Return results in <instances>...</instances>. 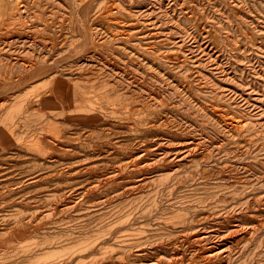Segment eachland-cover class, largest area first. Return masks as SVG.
<instances>
[{"label": "rangeland", "instance_id": "1", "mask_svg": "<svg viewBox=\"0 0 264 264\" xmlns=\"http://www.w3.org/2000/svg\"><path fill=\"white\" fill-rule=\"evenodd\" d=\"M1 154L0 264H264V0H0Z\"/></svg>", "mask_w": 264, "mask_h": 264}, {"label": "bare ground", "instance_id": "2", "mask_svg": "<svg viewBox=\"0 0 264 264\" xmlns=\"http://www.w3.org/2000/svg\"><path fill=\"white\" fill-rule=\"evenodd\" d=\"M14 8V7H13ZM16 8H17V6H16ZM12 9V8H11ZM27 9V6L25 7V6H22L21 5V8L20 9H18L17 8V11L16 12H20V16H21V13L23 12V11H25ZM13 10H16V9H13ZM13 10H12V12H13ZM15 12V11H14ZM13 12V14H15ZM50 12V11H49ZM17 15V14H16ZM24 15V14H23ZM74 15V14H73ZM20 22V21H19ZM70 22V21H69ZM15 23V22H14ZM55 23H57L58 24V26L62 29V30H64L65 28H67V23H66V25L64 26V27H61L62 26V22L61 21H57V22H55ZM32 24V23H31ZM34 26V25H33ZM84 26V25H83ZM29 27H30V25H29ZM60 29V30H61ZM37 31V30H36ZM56 33H58V31L56 32ZM65 33V32H64ZM30 36V35H29ZM28 36V37H29ZM60 36H63V35H60ZM25 37V36H24ZM53 39V38H52ZM67 40V39H66ZM87 40V39H86ZM59 41V40H58ZM61 41V40H60ZM22 43V42H21ZM54 43H55V41H54ZM86 43V42H85ZM62 44V43H61ZM66 44V43H65ZM37 45H38V43H37ZM48 46V45H47ZM42 48V47H41ZM51 48V47H50ZM48 52V51H47ZM43 56H44V54H43ZM11 58V57H10ZM9 58V59H10ZM12 61V60H11ZM21 62V61H20ZM26 64H28V63H26ZM56 64V63H55ZM43 65H44V63H43ZM47 65V64H46ZM50 65V64H49ZM56 65H58V64H56ZM45 66V65H44ZM54 66V65H53ZM28 69V68H27ZM23 71V70H22ZM54 77V76H53ZM57 77V76H56ZM56 80H58V79H52V81H56ZM59 81H56V83H55V86H56V84L58 83ZM97 82V81H96ZM64 83V82H63ZM92 83H93V81H92ZM77 84V83H76ZM95 84L96 83H94L93 85L95 86ZM99 84V83H98ZM52 93H54L53 91H52ZM51 93V94H52ZM143 93V92H142ZM54 95V94H53ZM146 96V95H145ZM160 96V95H159ZM155 97V96H154ZM61 101V100H60ZM58 102V101H57ZM55 103V102H54ZM13 104V103H12ZM60 104V103H59ZM120 112V111H119ZM143 113H144V111H143ZM174 113V112H173ZM209 113V112H208ZM142 115V114H141ZM136 116H138V115H136ZM135 116V117H136ZM171 116V115H170ZM172 118V117H171ZM144 119L146 120L147 118H145L144 117ZM162 119V118H161ZM173 119V118H172ZM151 120V119H150ZM139 122V121H138ZM145 122V121H144ZM147 122V121H146ZM156 122V121H155ZM132 123H133V121H132ZM190 123V122H189ZM139 124V123H138ZM138 124H136L137 126H139ZM191 124H192V122H191ZM141 125H143V124H141ZM140 125V126H141ZM135 126V125H134ZM143 127V126H142ZM145 128V127H144ZM155 128V127H154ZM157 128V127H156ZM94 129V128H93ZM96 129V128H95ZM130 129V128H129ZM153 129V128H152ZM163 129V128H162ZM229 129V128H228ZM92 130V129H91ZM137 130V129H136ZM141 130V129H140ZM173 130V129H172ZM175 130V129H174ZM230 130V129H229ZM95 131V130H94ZM147 131V130H146ZM152 131V130H151ZM159 131V130H158ZM89 132H90V129H89ZM92 132V131H91ZM136 132V131H135ZM137 132H140V131H137ZM148 132V131H147ZM105 133H107V132H105ZM133 133V132H132ZM104 134V133H103ZM134 134V133H133ZM142 133H140L139 135H141ZM147 134V133H146ZM149 134H151V132L149 133ZM148 134V135H149ZM135 135V134H134ZM143 135V134H142ZM152 135V134H151ZM94 136V135H93ZM236 136V135H235ZM110 137V136H109ZM83 138V137H82ZM90 138V137H89ZM147 138H149V137H147ZM85 139V138H84ZM106 139V138H105ZM130 139V138H129ZM109 140V139H108ZM125 140V139H124ZM123 140V141H124ZM128 140V139H127ZM132 140H133V138H131V142H132ZM148 140V139H147ZM150 140H152L151 138H150ZM158 140V139H157ZM86 141V140H85ZM120 141V140H119ZM122 142V141H121ZM140 142V141H139ZM149 142V141H148ZM78 143V142H77ZM88 143V142H87ZM147 143V142H146ZM151 143V142H150ZM163 143V142H162ZM196 143V142H195ZM20 144V143H19ZM145 144V143H144ZM144 144H142L143 146H144ZM178 144V143H177ZM15 145H17V144H15ZM87 145V144H86ZM129 145V144H128ZM170 145V144H169ZM189 145V144H188ZM207 145V144H206ZM89 146V145H88ZM119 146V145H118ZM118 146H116L117 148H118ZM131 146V145H130ZM134 146V145H133ZM177 147V146H176ZM182 147V146H181ZM219 147V146H218ZM121 148H123V147H121ZM111 149V148H110ZM190 149V148H189ZM208 149V148H207ZM88 150V149H87ZM87 150H86V152H87ZM90 150V149H89ZM120 150V149H119ZM124 151H126V150H124ZM128 151V150H127ZM178 151V150H177ZM2 152V151H1ZM146 152H148L149 153V151H146ZM197 152V151H196ZM96 153V152H95ZM143 153V152H142ZM9 154V153H8ZM145 154V153H144ZM195 155V154H194ZM0 156H2V154L0 155ZM8 156V155H7ZM173 156V155H172ZM193 156V155H192ZM183 157V156H182ZM143 158V157H142ZM187 158V157H186ZM218 158V157H217ZM127 159V158H126ZM181 159V158H180ZM119 160V159H118ZM128 160V159H127ZM1 161V160H0ZM80 161V160H79ZM117 161V160H116ZM121 162H123V161H121ZM133 162V161H132ZM152 162V161H151ZM2 163V162H1ZM0 163V164H1ZM124 163V162H123ZM137 163V162H136ZM119 165V164H118ZM123 165V164H122ZM125 165H126V163H125ZM145 165V164H144ZM208 165V164H207ZM224 165V164H223ZM236 165V164H235ZM179 166V165H178ZM49 167V166H48ZM125 168V167H124ZM141 168V167H140ZM139 168V169H140ZM120 169H122V167L120 168ZM127 169V168H126ZM129 169V168H128ZM131 169H133V168H131ZM138 169V168H137ZM134 170V169H133ZM136 170V169H135ZM134 170V171H135ZM141 170H143V169H141ZM128 171H130V169L128 170ZM159 171V170H158ZM1 172V171H0ZM8 172H10V171H8ZM132 172V171H131ZM243 172V171H242ZM163 173V172H162ZM240 173V172H239ZM10 174V173H9ZM157 174V173H156ZM164 174V173H163ZM1 175V174H0ZM96 175V174H95ZM165 175V174H164ZM167 175V174H166ZM91 176V175H90ZM105 176V175H104ZM161 176H163V175H161ZM112 177V176H111ZM117 177V176H116ZM159 177H160V175H159ZM252 177V176H251ZM92 178V177H91ZM144 178H146V177H144ZM111 179V178H110ZM58 182V181H57ZM107 183V182H106ZM217 183V182H216ZM98 184V183H97ZM141 184H142V182H141ZM261 184V183H260ZM165 186V185H164ZM59 187H61L60 185H59ZM191 187V186H190ZM55 188H57V187H55ZM62 188V187H61ZM110 188V187H109ZM125 188V187H124ZM58 189V188H57ZM96 189V188H95ZM112 189V188H111ZM7 190H8V188H7ZM10 190V189H9ZM70 190V189H69ZM87 190V189H86ZM89 190V189H88ZM90 190H92V189H90ZM110 190V189H109ZM199 190V189H198ZM210 190H214V188L213 189H210ZM209 190V191H210ZM6 191V190H5ZM50 191V190H49ZM56 192H53V193H51V194H53V195H55V197H58V195H63V193L60 191V190H55ZM99 191H101V190H99ZM52 192V191H51ZM181 192V191H180ZM111 193V192H110ZM217 194H218V192H216ZM99 194V193H98ZM101 194V193H100ZM104 194V193H103ZM116 194V193H115ZM217 194H215V195H217ZM64 195H65V193H64ZM97 195V194H96ZM113 195H114V193H113ZM207 195V194H206ZM82 196V195H81ZM100 196V195H99ZM106 196V195H105ZM211 196H213V195H211ZM203 197V196H202ZM205 197V196H204ZM53 198V197H52ZM51 198V199H52ZM136 198V197H135ZM212 198H214V197H212ZM217 198V197H216ZM26 199V198H25ZM47 199V198H46ZM79 199V198H78ZM81 199V198H80ZM98 199V198H97ZM97 199H96V201H97ZM105 199V198H104ZM103 199V200H104ZM206 199V198H205ZM215 199V198H214ZM223 199V200H222ZM221 199V201L222 202H224V198H222ZM225 199H227V198H225ZM36 200V199H35ZM56 200V199H55ZM53 201V200H52ZM58 201V200H57ZM61 201H63V199L61 200ZM65 201V200H64ZM100 201V200H99ZM186 201H187V199H186ZM197 201V200H196ZM205 201V200H204ZM218 201V200H217ZM219 202V201H218ZM107 203V202H106ZM159 203V202H158ZM211 203V202H210ZM29 204H31V203H29ZM77 204V203H76ZM208 204V203H207ZM27 205V204H26ZM25 205V208H23V209H21L20 211H21V216H23V215H26V214H28L29 212H28V210H27V206ZM47 205H49V204H47ZM51 205V204H50ZM53 205V204H52ZM55 205V204H54ZM66 205V204H65ZM211 205H212V203H211ZM220 205V204H219ZM23 206V205H22ZM44 206V205H43ZM151 206V205H150ZM221 206H224L223 204L221 205ZM220 206V207H221ZM30 207V206H29ZM212 207V206H211ZM214 207V206H213ZM30 209V208H29ZM43 209V208H42ZM61 209V208H60ZM64 209V208H63ZM122 209V208H121ZM147 209V208H146ZM187 209V208H186ZM212 209V208H211ZM34 210V209H33ZM53 210V209H52ZM59 210V209H58ZM188 210V209H187ZM206 210V209H205ZM29 211H31V210H29ZM40 211V210H39ZM182 211V210H181ZM190 211H192V210H190ZM28 212V213H27ZM54 212V211H53ZM2 213V212H1ZM32 213V215H33V212H31ZM31 213H29V214H31ZM191 213V212H190ZM196 213V212H195ZM182 214H179V216H181ZM191 215H192V213H191ZM194 215V214H193ZM90 216V215H89ZM197 216V215H196ZM193 217V216H192ZM189 218V217H188ZM206 219H207V217H205ZM5 219V218H4ZM26 219V218H25ZM30 219V218H29ZM176 219V218H175ZM186 219V218H185ZM188 220V219H187ZM190 220V219H189ZM60 221V220H59ZM182 221H184V220H181V223H182ZM256 221V220H255ZM180 222V221H179ZM189 222V221H188ZM13 223H15V222H13ZM49 223V222H48ZM216 223V222H215ZM95 224V223H94ZM168 223H166V225H167ZM172 223H170L169 225H171ZM132 225V224H131ZM203 225V224H202ZM65 226V225H64ZM180 226H182V224L181 225H179V228H181ZM185 226H188L187 224L185 225ZM184 226V227H185ZM192 226V225H191ZM200 226V225H199ZM198 226V227H199ZM205 226V225H204ZM165 227V226H164ZM170 227V226H169ZM172 227V226H171ZM183 227V226H182ZM196 227H197V225H196ZM197 227V228H198ZM207 227V226H206ZM173 228V227H172ZM175 228V227H174ZM173 228V229H174ZM194 228V227H193ZM196 228V229H197ZM200 228V227H199ZM170 229V228H169ZM176 229V228H175ZM182 229V228H181ZM184 229V228H183ZM201 229V228H200ZM200 229L198 230V231H200ZM229 229V228H228ZM244 229V228H243ZM164 230V229H163ZM204 230H205V228H204ZM207 230V229H206ZM216 230V229H215ZM237 230H238V228H237ZM236 230V231H237ZM113 231V230H112ZM189 231H190V229H189ZM192 231V230H191ZM197 231V230H196ZM201 231H203V230H201ZM218 231V230H217ZM235 231V230H234ZM136 232V231H135ZM171 233H172V231H170ZM174 232V231H173ZM184 232V231H183ZM187 233H188V231H186ZM211 232H213L212 230H211ZM238 232V231H237ZM159 233V232H158ZM161 233H163V231L161 232ZM180 233V232H179ZM179 233H176V234H178L179 235ZM193 233V232H192ZM198 233V232H197ZM202 233V232H201ZM204 233H205V231H204ZM216 233V232H215ZM219 233V232H218ZM232 233V232H231ZM234 233V232H233ZM175 234V233H174ZM193 234H195V233H193ZM199 234H200V232H199ZM203 234V233H202ZM214 234V233H213ZM219 234H221V233H219ZM239 235H240V232L238 233ZM177 235V236H178ZM181 235V234H180ZM180 235H179V237H180ZM185 235V234H184ZM201 235V234H200ZM215 235V234H214ZM217 235V234H216ZM232 235V234H231ZM158 236V235H157ZM173 236V235H172ZM156 237V236H155ZM159 237H160V235H159ZM167 237V236H166ZM169 238L171 237V236H168ZM174 237V236H173ZM176 237V236H175ZM197 237V236H196ZM211 237H212V235H211ZM211 237H210V239H211ZM225 237V236H224ZM124 238V237H123ZM126 238V237H125ZM143 238H144V236H143ZM163 238V237H162ZM157 239V238H156ZM168 239V238H167ZM167 239H165L166 241H167ZM219 239V238H218ZM226 239V238H225ZM224 239V240H225ZM235 239V238H234ZM9 240V239H8ZM140 240H141V237H140ZM149 240V239H148ZM155 240V239H154ZM162 240H164V239H161V241ZM172 241H173V238L171 239ZM189 240V239H188ZM187 240V241H188ZM195 240V239H194ZM202 240H204L203 238H202ZM205 240H206V237H205ZM212 240V239H211ZM223 240V241H224ZM7 241V240H6ZM144 241V240H143ZM169 241V240H168ZM201 241V240H200ZM220 241H222V240H220ZM219 241V242H220ZM139 240H138V244H139ZM142 242V241H141ZM150 242V241H149ZM157 242V241H156ZM196 242V241H195ZM206 242V241H205ZM212 242V241H211ZM214 242V241H213ZM212 242V243H213ZM2 243V242H1ZM122 243H124V241L122 242ZM134 243V242H133ZM133 243L131 244V247L133 246ZM164 243V242H163ZM162 243V244H163ZM200 243V242H199ZM207 243V242H206ZM92 244V243H91ZM127 244V243H126ZM128 244H130V243H128ZM135 244V243H134ZM188 244H189V242H188ZM204 244V243H203ZM124 245H125V243H124ZM143 245V244H142ZM148 245V244H147ZM146 245V246H147ZM154 245H156V244H154ZM160 245V244H159ZM165 245V244H164ZM191 245V244H190ZM189 245V246H190ZM205 245V244H204ZM217 245V244H216ZM129 246V245H128ZM136 246H138V245H136ZM158 246V245H157ZM215 246V245H214ZM223 246V245H222ZM10 247H12V245H10ZM139 247V246H138ZM143 247H144V245H143ZM20 248V247H19ZM121 248V247H120ZM119 248V249H120ZM123 248V247H122ZM151 248V247H150ZM182 248H183V246H182ZM211 248V247H210ZM216 248H217V246H216ZM250 248V247H249ZM18 249V248H17ZM116 249H118V247H116ZM130 249V248H129ZM157 249V248H156ZM181 249V248H180ZM18 250H20V249H18ZM125 250H128V248L127 249H125ZM136 250V252H137V250H139V249H135ZM154 250V249H153ZM216 250V249H215ZM228 250V249H227ZM122 251V250H121ZM129 251V250H128ZM151 251V250H150ZM156 251V250H155ZM127 252V251H126ZM125 252V253H126ZM162 252V251H161ZM169 252V251H168ZM179 252V251H178ZM218 252V251H217ZM222 252H223V250H222ZM127 253H129V252H127ZM141 253H143V252H141ZM144 253H145V251H144ZM165 252H163V254H164ZM167 253V252H166ZM197 253V252H196ZM134 254V253H133ZM137 254V253H136ZM140 254V253H139ZM162 254V255H163ZM209 254V253H208ZM214 254V253H213ZM212 254V255H213ZM127 255V254H126ZM138 255V254H137ZM141 255V254H140ZM143 255V254H142ZM141 255V256H142ZM168 255V254H167ZM211 255V254H210ZM220 255V254H219ZM221 255H223V254H221ZM131 256V255H130ZM129 256V257H130ZM146 256V255H145ZM166 256V255H165ZM170 256V255H169ZM225 256V255H224ZM143 257V256H142ZM176 257V256H175ZM178 257V256H177ZM221 257V256H220ZM227 257V256H226ZM131 258V257H130ZM162 258V257H161ZM172 258V257H171ZM197 258V257H196ZM204 258V257H203ZM164 259V258H163ZM168 259V258H167ZM167 259H165V260H167ZM173 259V258H172ZM190 259V258H189ZM224 259V258H223ZM155 260V259H154ZM174 260V259H173ZM182 260V259H181ZM185 260V259H184ZM228 260V259H227ZM106 261V260H105ZM133 261V260H132ZM131 261V262H132ZM149 261V260H148ZM151 261H152V259H151ZM164 261V260H163ZM183 261V260H182ZM111 262H113V261H111ZM127 262V261H126ZM135 262V261H134ZM178 262V261H177ZM184 262V261H183ZM217 262V261H216ZM107 263H109L108 261H107ZM128 263H130V262H128ZM182 263V262H181ZM196 263V262H195ZM82 264H84V263H82ZM92 264V263H91ZM114 264H116V263H114ZM119 264H127V263H124L122 260H121V262H119ZM133 264H150L149 262L147 263V261L145 262L144 260H138L137 259V263H133ZM165 264H166V262H165ZM171 264V263H170ZM185 264V263H184ZM212 264V263H211Z\"/></svg>", "mask_w": 264, "mask_h": 264}]
</instances>
